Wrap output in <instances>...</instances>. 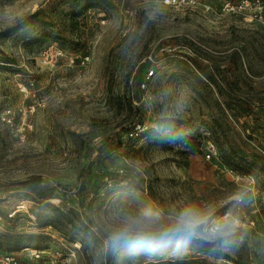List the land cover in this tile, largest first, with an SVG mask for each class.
Masks as SVG:
<instances>
[{
    "label": "rangeland",
    "instance_id": "obj_1",
    "mask_svg": "<svg viewBox=\"0 0 264 264\" xmlns=\"http://www.w3.org/2000/svg\"><path fill=\"white\" fill-rule=\"evenodd\" d=\"M241 2L0 0V256L264 264V12ZM189 207L201 235L110 240Z\"/></svg>",
    "mask_w": 264,
    "mask_h": 264
},
{
    "label": "clouds",
    "instance_id": "obj_2",
    "mask_svg": "<svg viewBox=\"0 0 264 264\" xmlns=\"http://www.w3.org/2000/svg\"><path fill=\"white\" fill-rule=\"evenodd\" d=\"M209 210L195 207L185 208L168 223L161 220L158 212L145 210L140 215L128 216L120 220L110 235L113 242L134 237L139 240H152L156 237H185L201 235L199 229L206 226ZM239 222L234 221L233 225L238 226ZM229 224L211 226L203 238L216 240L228 233Z\"/></svg>",
    "mask_w": 264,
    "mask_h": 264
},
{
    "label": "built area",
    "instance_id": "obj_3",
    "mask_svg": "<svg viewBox=\"0 0 264 264\" xmlns=\"http://www.w3.org/2000/svg\"><path fill=\"white\" fill-rule=\"evenodd\" d=\"M179 4L184 3L185 5H195L197 0H174ZM226 8L232 9L230 7V3H226ZM238 9L241 11H256L258 13L264 12V0H242L241 4L238 6ZM257 15V13H255ZM155 77V70L150 69L145 72V80L140 83L141 89H147L148 84L152 78ZM217 157V151L214 145L208 144L206 147L205 158L207 160H213ZM41 254H36V258H40ZM0 264H74L72 258L66 257L64 259L51 258L42 261H38L37 259H22L20 256H17L13 253H6L0 256Z\"/></svg>",
    "mask_w": 264,
    "mask_h": 264
},
{
    "label": "trees",
    "instance_id": "obj_4",
    "mask_svg": "<svg viewBox=\"0 0 264 264\" xmlns=\"http://www.w3.org/2000/svg\"><path fill=\"white\" fill-rule=\"evenodd\" d=\"M199 146H200V144H196V145H195V147H199Z\"/></svg>",
    "mask_w": 264,
    "mask_h": 264
}]
</instances>
